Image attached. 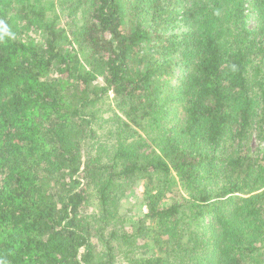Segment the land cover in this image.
I'll return each mask as SVG.
<instances>
[{"label":"trees","instance_id":"trees-1","mask_svg":"<svg viewBox=\"0 0 264 264\" xmlns=\"http://www.w3.org/2000/svg\"><path fill=\"white\" fill-rule=\"evenodd\" d=\"M0 264H264V0H0Z\"/></svg>","mask_w":264,"mask_h":264},{"label":"rangeland","instance_id":"rangeland-1","mask_svg":"<svg viewBox=\"0 0 264 264\" xmlns=\"http://www.w3.org/2000/svg\"><path fill=\"white\" fill-rule=\"evenodd\" d=\"M250 23H254V21L251 20ZM105 97L107 98L106 102H110L111 104H113L112 102L113 94L111 92L107 93V96ZM143 192H144L143 184L141 182H136L132 186V188L127 192L126 196L120 200L121 204L119 206V212L124 217L125 225L127 227H129L131 223H135L147 211L143 201V197H144ZM97 228L98 225L95 224V222H93L90 228L92 229L91 230L92 236L90 238V242L94 243V246L96 247L95 248L96 251L103 249V244H101V241L98 239L96 235V232L98 231ZM105 233H107V231H105Z\"/></svg>","mask_w":264,"mask_h":264}]
</instances>
